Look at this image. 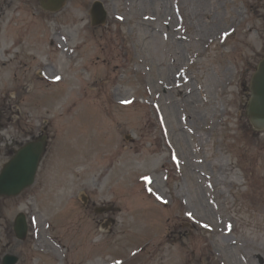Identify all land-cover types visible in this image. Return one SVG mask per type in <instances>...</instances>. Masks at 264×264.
<instances>
[{
	"label": "rangeland",
	"instance_id": "1",
	"mask_svg": "<svg viewBox=\"0 0 264 264\" xmlns=\"http://www.w3.org/2000/svg\"><path fill=\"white\" fill-rule=\"evenodd\" d=\"M263 57L264 0H0V170L48 138L0 264H264Z\"/></svg>",
	"mask_w": 264,
	"mask_h": 264
},
{
	"label": "water",
	"instance_id": "2",
	"mask_svg": "<svg viewBox=\"0 0 264 264\" xmlns=\"http://www.w3.org/2000/svg\"><path fill=\"white\" fill-rule=\"evenodd\" d=\"M42 7L50 12H58L67 0H40ZM93 25L104 23L106 13L102 4L94 2L90 10ZM252 96V97H251ZM264 58L259 63V68L254 74L250 86V101L247 103L246 115L252 123V127L264 130ZM257 103H256V102ZM47 136L36 137L34 141H28L22 145L12 158L5 163L0 172V196H15L23 189L33 184L35 174L46 151ZM15 230L19 238L26 234V223L21 216L17 218ZM16 260L13 256H5L2 264H13Z\"/></svg>",
	"mask_w": 264,
	"mask_h": 264
},
{
	"label": "bare ground",
	"instance_id": "3",
	"mask_svg": "<svg viewBox=\"0 0 264 264\" xmlns=\"http://www.w3.org/2000/svg\"><path fill=\"white\" fill-rule=\"evenodd\" d=\"M164 7H166V6L164 5ZM18 9H20V7H19ZM6 34H7V32H6ZM2 37L6 39L7 35L3 34ZM258 68H259V65H258V67L256 68L255 73L257 72ZM255 73H254V74H255ZM254 74L252 75V78H251V79H253ZM251 81H252V80H251ZM250 86H251V84H250ZM251 97H252V96H251ZM248 101H250V98L248 99ZM263 101H264V99H263ZM255 102H256V101H255ZM247 103H248V102H247ZM256 103H257V102H256ZM249 122H250V121H249ZM250 124L252 125L251 122H250ZM253 128H254V127H253ZM257 130H258V129H257ZM234 182H235V181H234ZM237 183H238V182H237ZM237 183H235V184H237ZM99 211H100V210H99ZM102 211H104V210H101V211L99 212V214H103ZM110 220H111V219H110ZM113 221H114V219L112 220V222H113ZM107 222L111 224L110 221H107Z\"/></svg>",
	"mask_w": 264,
	"mask_h": 264
},
{
	"label": "snow or ice",
	"instance_id": "4",
	"mask_svg": "<svg viewBox=\"0 0 264 264\" xmlns=\"http://www.w3.org/2000/svg\"><path fill=\"white\" fill-rule=\"evenodd\" d=\"M59 77H57V79H58ZM145 179H147V177H145ZM159 198V197H158Z\"/></svg>",
	"mask_w": 264,
	"mask_h": 264
},
{
	"label": "flooded vegetation",
	"instance_id": "5",
	"mask_svg": "<svg viewBox=\"0 0 264 264\" xmlns=\"http://www.w3.org/2000/svg\"><path fill=\"white\" fill-rule=\"evenodd\" d=\"M8 113V111H6V114Z\"/></svg>",
	"mask_w": 264,
	"mask_h": 264
}]
</instances>
